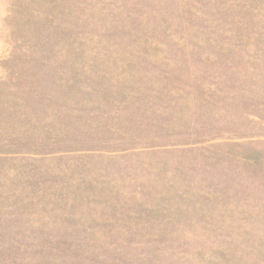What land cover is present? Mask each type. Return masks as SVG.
I'll list each match as a JSON object with an SVG mask.
<instances>
[{
	"label": "rangeland",
	"instance_id": "374dc122",
	"mask_svg": "<svg viewBox=\"0 0 264 264\" xmlns=\"http://www.w3.org/2000/svg\"><path fill=\"white\" fill-rule=\"evenodd\" d=\"M0 264H264V0H0Z\"/></svg>",
	"mask_w": 264,
	"mask_h": 264
}]
</instances>
